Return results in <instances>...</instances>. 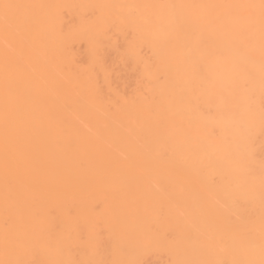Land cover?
I'll use <instances>...</instances> for the list:
<instances>
[{
	"label": "bare ground",
	"instance_id": "6f19581e",
	"mask_svg": "<svg viewBox=\"0 0 264 264\" xmlns=\"http://www.w3.org/2000/svg\"><path fill=\"white\" fill-rule=\"evenodd\" d=\"M0 264H264V0H0Z\"/></svg>",
	"mask_w": 264,
	"mask_h": 264
},
{
	"label": "rangeland",
	"instance_id": "374dc122",
	"mask_svg": "<svg viewBox=\"0 0 264 264\" xmlns=\"http://www.w3.org/2000/svg\"><path fill=\"white\" fill-rule=\"evenodd\" d=\"M151 258H152V257H151ZM151 258H150V259H151ZM153 259H154V257H153ZM148 260H149V259H148ZM149 261L151 262V260H149ZM149 261H148V263H149Z\"/></svg>",
	"mask_w": 264,
	"mask_h": 264
},
{
	"label": "snow or ice",
	"instance_id": "6c2138e0",
	"mask_svg": "<svg viewBox=\"0 0 264 264\" xmlns=\"http://www.w3.org/2000/svg\"><path fill=\"white\" fill-rule=\"evenodd\" d=\"M5 7H8L7 5Z\"/></svg>",
	"mask_w": 264,
	"mask_h": 264
}]
</instances>
